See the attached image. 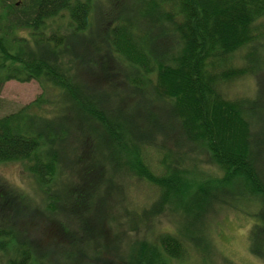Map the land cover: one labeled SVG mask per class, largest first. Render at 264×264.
Wrapping results in <instances>:
<instances>
[{"label":"trees","instance_id":"obj_1","mask_svg":"<svg viewBox=\"0 0 264 264\" xmlns=\"http://www.w3.org/2000/svg\"><path fill=\"white\" fill-rule=\"evenodd\" d=\"M145 6L150 25L141 26L118 14L117 0H0V91L8 80H36L42 88L0 116V161L24 163L44 206L31 223L24 216L35 217V206L0 177V264H118L110 250L106 262L93 259L104 260L88 217L87 189L97 185L100 157L156 187L146 215L179 209L175 232L137 240L128 264H185L191 247L209 253L207 215L246 203L260 222L249 232V249L264 257V170L246 160L258 155L250 121L256 102L264 112V100L260 90L236 99L222 91L264 67V0ZM118 86L130 104L117 100ZM156 103L163 118L152 113ZM193 143L221 172L200 180L197 196L187 190L184 160ZM79 151H90L85 168L71 159ZM152 151L159 172L149 164Z\"/></svg>","mask_w":264,"mask_h":264},{"label":"rangeland","instance_id":"obj_2","mask_svg":"<svg viewBox=\"0 0 264 264\" xmlns=\"http://www.w3.org/2000/svg\"><path fill=\"white\" fill-rule=\"evenodd\" d=\"M106 0H98L104 2ZM119 2L118 13L123 16H132L134 21L139 25H150V21L143 15L145 9V0H117ZM153 29H156L153 27ZM264 41V40H263ZM262 48V47H261ZM246 47L239 51V54H244ZM264 55V49H261ZM238 54L235 56L233 63L239 64ZM259 85V86H258ZM222 91L226 97L230 99L255 97L256 93L261 94V99L264 100V67L258 70L257 74H242L235 79L223 85ZM42 91L41 86L36 80L30 81H6L0 91V116L15 111L23 105L34 100ZM116 96L119 102L130 104L131 96H127L126 88L118 86ZM260 97V96H259ZM259 100V98L257 99ZM259 102V101H258ZM255 104L257 110L252 111L255 118H251V131L258 139V155L246 156L249 162L261 164L264 170V112L260 105ZM162 108L161 104H153L151 107L153 114H158ZM160 118H163V113L159 112ZM159 115V114H158ZM156 141V139H155ZM166 146L169 147L170 142L166 141ZM200 144H189L185 147L188 149L185 152L184 160L188 164L189 172L186 173L187 190H192L191 193L197 196L198 185L202 179L219 176L221 174L218 165L212 161ZM90 152V151H89ZM89 152L80 151L76 156H72L73 162H80L85 168L87 157H90ZM105 156L104 154H102ZM85 157V158H84ZM150 166L159 172L157 168L158 156L151 153L148 157ZM98 167V178H94L97 185L88 187L87 191L90 196L89 219L93 224L95 233L93 238L94 244L103 243L101 255L95 258L97 262H106L105 259L114 257L108 254V250L117 255L114 262L118 264H128L125 262L127 255L131 252L132 245L141 238H153L157 232L168 231L175 232V227L178 225L176 205L167 206L164 212L148 216L144 209H147L151 201L155 198L156 187L150 181L140 179L135 176L128 177L122 169L111 166V164L100 157ZM0 177L4 178L9 184L17 187L26 194L30 200L29 203L36 208L35 217H31L28 213L24 218L32 220L31 223L37 221L41 206L40 188L36 184L33 177L26 170L22 161H0ZM74 180V179H73ZM72 186V184H71ZM190 193V192H189ZM188 192L181 199L182 202L187 200ZM254 206L246 203L243 209L232 210L227 207H219L215 211H211L207 215L205 236L208 237L209 253L200 252L189 248L190 257L185 264H224L225 262H233L234 264H264V257H258L250 252L249 249V232L253 226L259 222V219L252 214L251 209ZM174 210V211H173ZM179 211V209H177ZM246 210V211H245ZM46 213V212H45ZM62 217L61 214L57 215ZM63 218V217H62ZM73 224L70 222L69 225ZM209 255V256H208ZM82 257V256H81ZM80 257V259H81ZM93 261V260H92Z\"/></svg>","mask_w":264,"mask_h":264}]
</instances>
